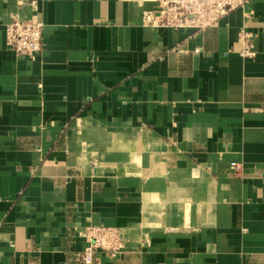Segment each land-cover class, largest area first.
Listing matches in <instances>:
<instances>
[{"label":"crops","instance_id":"1","mask_svg":"<svg viewBox=\"0 0 264 264\" xmlns=\"http://www.w3.org/2000/svg\"><path fill=\"white\" fill-rule=\"evenodd\" d=\"M155 6L0 0V264H81L97 225L121 248L93 264H264V0L203 30ZM14 18L42 23L34 58Z\"/></svg>","mask_w":264,"mask_h":264},{"label":"built area","instance_id":"2","mask_svg":"<svg viewBox=\"0 0 264 264\" xmlns=\"http://www.w3.org/2000/svg\"><path fill=\"white\" fill-rule=\"evenodd\" d=\"M155 8L145 9L141 22L149 26L169 28H190L203 30L212 27L231 10L243 6L248 0H154ZM7 46L18 56L34 58L43 48L42 23L38 20L14 18L5 28ZM242 44L240 54L250 57L253 54L252 38L240 30ZM198 50V49H197ZM196 50V51H197ZM235 167V164H231ZM86 245L74 256L81 264H93L98 250L114 256L120 252L121 240L117 229L104 225L88 228L84 234Z\"/></svg>","mask_w":264,"mask_h":264}]
</instances>
